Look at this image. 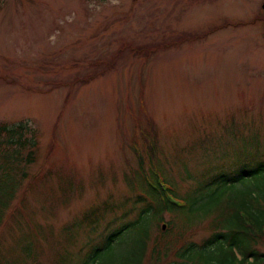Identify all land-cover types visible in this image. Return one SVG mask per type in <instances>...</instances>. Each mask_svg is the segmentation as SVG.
Masks as SVG:
<instances>
[{"label": "rangeland", "instance_id": "374dc122", "mask_svg": "<svg viewBox=\"0 0 264 264\" xmlns=\"http://www.w3.org/2000/svg\"><path fill=\"white\" fill-rule=\"evenodd\" d=\"M263 1L3 0L0 122L27 123L38 146L0 228L2 264H77L136 198L146 202L126 220L158 204V183L202 214L212 194L202 185L239 162H264ZM143 106L155 170L131 149ZM38 174L46 180L24 192ZM99 205L113 211L95 229L82 223ZM150 217L153 228L156 210Z\"/></svg>", "mask_w": 264, "mask_h": 264}, {"label": "trees", "instance_id": "16d2710c", "mask_svg": "<svg viewBox=\"0 0 264 264\" xmlns=\"http://www.w3.org/2000/svg\"><path fill=\"white\" fill-rule=\"evenodd\" d=\"M2 2L0 0V10ZM93 64L96 66L99 63ZM97 76L94 74L76 82L85 84ZM143 112L144 121L139 119L136 122L135 135L130 139L131 149L142 169L145 164L150 170H155L159 158L157 134L144 106ZM37 146L36 131L27 123L7 125L0 122V228L22 184L23 177L19 178L21 165L28 166L35 162ZM21 152H26L25 158H21ZM38 180H46L45 175L32 176L24 192L33 188V183ZM213 186L216 188H211ZM157 189L158 204L147 203L138 217L126 220L125 217L136 210L137 204L146 202L144 198H136L134 206L121 215L124 216L123 220L115 218L103 228L99 234L103 237L102 245L92 249L77 264H264V162L253 166L239 162L228 173L217 174L202 185L200 189L212 193L202 214V206L193 208L190 204L188 211H184L187 206L170 203L158 184ZM197 202L198 199H193V203ZM154 210L157 220L151 228L150 214ZM110 211H113L110 206L99 205L86 212L81 221L88 225L96 224L95 229L104 214ZM165 213L171 215L168 221L164 219ZM208 221L209 234L197 242L193 239L197 228ZM163 223L165 230L161 226ZM119 247L124 253L117 260L114 253ZM27 257L24 255L22 259L26 260ZM35 257L34 254L29 258L34 261Z\"/></svg>", "mask_w": 264, "mask_h": 264}, {"label": "flooded vegetation", "instance_id": "af4514ba", "mask_svg": "<svg viewBox=\"0 0 264 264\" xmlns=\"http://www.w3.org/2000/svg\"><path fill=\"white\" fill-rule=\"evenodd\" d=\"M262 3H263V2H262ZM260 11H261L262 13H264V8H262V4H261V6H260ZM260 20H262V21L264 22V17H261Z\"/></svg>", "mask_w": 264, "mask_h": 264}, {"label": "water", "instance_id": "95a60500", "mask_svg": "<svg viewBox=\"0 0 264 264\" xmlns=\"http://www.w3.org/2000/svg\"><path fill=\"white\" fill-rule=\"evenodd\" d=\"M262 8H264V2H263V4H262Z\"/></svg>", "mask_w": 264, "mask_h": 264}]
</instances>
